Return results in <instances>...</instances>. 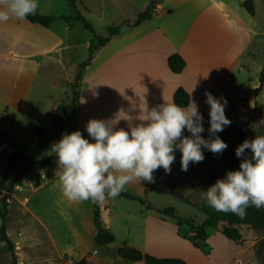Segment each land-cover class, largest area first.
Returning a JSON list of instances; mask_svg holds the SVG:
<instances>
[{
  "label": "crops",
  "instance_id": "crops-1",
  "mask_svg": "<svg viewBox=\"0 0 264 264\" xmlns=\"http://www.w3.org/2000/svg\"><path fill=\"white\" fill-rule=\"evenodd\" d=\"M226 10L245 24L243 41L233 39L225 45L218 36L208 39L205 32L209 20H224L228 16ZM127 21H122L120 34L97 50L85 67L78 111L62 136L80 130L89 138L85 127L91 119L104 120L110 126L115 124L114 130H129V123L133 126L142 123L148 109L174 103L173 95L179 87L189 93L190 102L194 101L203 114L208 106L206 92L218 98H224L225 91L238 92L236 83L244 69L241 61L250 57V47L254 50V41L264 33L262 28L254 27L255 22L248 15L244 16L225 0H158L151 19L134 27L124 25ZM7 24L19 30L18 37L15 34L7 37L8 56H0V126L8 130L5 123L9 118L11 126L19 119L27 121L24 114L29 104L38 103L36 99L41 97L48 98L50 85L47 83L46 89L36 88L37 78L48 63L64 68L59 55L66 44L51 25L44 28L14 16ZM91 44L92 41L88 50ZM259 48L256 46V50ZM173 53L180 54L187 63L180 74L172 73L168 67V57ZM38 57L41 59L37 60ZM80 64L68 82L75 78ZM20 86L24 89L19 90ZM51 86H55L53 81ZM51 97L49 106L42 108V119L49 111L54 113L47 114L42 125L39 120L31 121V128L47 131L51 126L54 134L50 136L56 137L60 129L51 123L63 97ZM235 97L236 94L231 103ZM13 102L16 104L10 112ZM208 118L206 111L204 124ZM36 169L25 174L28 181L12 195L7 216L0 220V227L3 223L6 226L20 264H76L83 259L89 264H144L120 258L117 250L123 243L158 258H179L186 264H233L248 251L245 242L236 245L218 230L209 231V227L205 228L208 247L202 250L181 235L183 224L178 225L177 220H143L137 215L143 214L141 208L135 206L132 208L136 215L127 213L128 218L116 219L112 212L118 210L119 196L103 202V222L115 240L99 247L94 241L93 202L69 201L62 194L57 171L50 173L49 167L41 168L42 177H34ZM133 184L137 188L147 185L145 181ZM131 217L135 220H129ZM0 264H13L12 253L1 240Z\"/></svg>",
  "mask_w": 264,
  "mask_h": 264
},
{
  "label": "rangeland",
  "instance_id": "rangeland-1",
  "mask_svg": "<svg viewBox=\"0 0 264 264\" xmlns=\"http://www.w3.org/2000/svg\"><path fill=\"white\" fill-rule=\"evenodd\" d=\"M243 1L245 0H225V2L230 4L234 9L238 8L239 12L244 16L248 15L250 19L255 22L254 27L262 28L263 32L264 0H253L255 9L257 8V15L255 14V17H251L242 7L241 3ZM77 2L79 3L80 12L92 23L95 33L103 35L106 27L111 25H122L121 23L124 19L133 22L140 11L149 5L150 0H77ZM6 7L7 5L4 0H0V8ZM37 11L42 15H50L56 18L51 24V29L65 41L66 49L61 53L63 55H59L63 59L64 68L60 65L57 66L49 63L42 68L37 78L36 88L39 87L41 90L43 86L44 89H46L48 83L50 85L48 98L41 97L36 99L38 103L29 104L30 108L28 107V111L24 114V117L28 119L27 121L19 119L15 122L16 124L14 126H11V118H9L5 123L8 130L4 129L10 133L19 150L33 160H43L51 155V145L59 140L58 135L56 137L50 136L54 134L51 126L47 131L45 129H32L31 121L33 123L39 120V125H42L47 114L50 112L54 113V110H51L45 114L42 119V111L49 106L50 99H52L51 96H60L65 99L66 96L69 95L70 89L68 87V81L74 77L78 65L87 60L90 53L87 48L88 43L92 41L93 44H91V46H95L96 40L94 33L83 28L81 23L73 21L72 24H68L66 21L60 19L61 16L72 14L68 0H39ZM227 13L228 16H226L224 20H209L207 32H205L207 33L208 39L218 36L225 45L233 39L237 40L239 38L243 41L246 34L244 30L246 27L245 24L242 21H237V18L229 13V11H227ZM10 20L11 18L8 21ZM8 21L0 22V56L2 58H5L10 53L9 50L5 48L9 43L7 38L8 35L15 34L16 37H18L16 32H19L13 25H6ZM254 43L255 49L253 50L250 47V57H245L240 64L244 69L240 73L236 83L235 89H237L238 92H224L227 106H230L229 110L225 111V115L232 123L216 135L227 144V148L222 153H213L204 149L203 161L199 163L190 162L187 171L181 170V153L177 150L176 159L171 165L170 173H166L164 169L162 170L159 168L153 173L154 182L145 181L147 183L145 188H137L133 184V182H135L134 180L127 184L124 190L141 196L152 208H154V210H148L146 205L138 201L121 198L119 199L117 212H112L116 219L121 217L128 218L126 217L127 213L136 215V212L132 208V206H135L138 209L141 208L140 210L143 212L142 215H139V213L137 214L140 219L176 220L175 218L162 216L158 212L159 210L173 207L176 209L179 217L192 219L198 227L203 224L205 215L193 204L201 202L204 199L202 191L214 184L218 178H223L226 171L239 168L241 160L235 155V149L239 144L245 139L255 138L256 135H264V82L263 85H261L259 81V74L264 65V33L257 37ZM68 45L70 47H68ZM256 46L260 48L256 50ZM54 56L57 57V55ZM36 59L40 60L41 58L38 57ZM51 81L54 82L55 86H51ZM20 89L23 90L24 87L20 86L19 90ZM1 93L3 94V90ZM235 94L236 97L231 103ZM15 99H18L17 96ZM15 104L16 103L13 102L10 112L11 110L13 111ZM4 107L7 111L8 109L6 106ZM205 109L209 112L210 106L208 105ZM206 111L203 112L204 117ZM208 121L209 118L204 124L205 132L201 135L205 139H214L215 137H210L207 131L209 127ZM40 133L45 136H41ZM2 168L1 165L0 174ZM36 170L37 171L33 172L32 175H34V177H42L41 168L37 167ZM56 171L57 160L49 166L48 172L55 173ZM16 174L17 173L12 174L10 179H13ZM24 177L18 181L11 194V198L12 195L18 191L19 187L28 181ZM185 199H188L193 204L187 203ZM129 220L135 219L131 217ZM182 226V236L189 238L195 234L192 228L190 231L187 223H183ZM211 230L213 229L210 228L209 231ZM242 234L244 238L243 244L245 242L248 251L240 257L238 262H234L233 264H264V235L256 234L246 226L242 227Z\"/></svg>",
  "mask_w": 264,
  "mask_h": 264
},
{
  "label": "clouds",
  "instance_id": "clouds-1",
  "mask_svg": "<svg viewBox=\"0 0 264 264\" xmlns=\"http://www.w3.org/2000/svg\"><path fill=\"white\" fill-rule=\"evenodd\" d=\"M4 2L7 7L0 8V22L12 16L24 20L39 7V0ZM205 96L210 106L207 131L214 139L201 135L205 132L204 116L194 101L186 107L172 103L148 109L142 123H129V130H114L115 124L91 119L85 131L92 142L80 130L65 133L50 148L57 157L56 175L63 196L73 202L100 204L119 196L134 180L154 182L153 173L159 168L170 173L177 150L183 171L190 162L203 161L204 149L222 153L227 144L216 134L232 123L225 115L227 100L211 92ZM185 130L190 135H184ZM235 155L241 160L239 168L226 171L202 196L216 211L242 218L249 207L264 208V135L245 139Z\"/></svg>",
  "mask_w": 264,
  "mask_h": 264
},
{
  "label": "trees",
  "instance_id": "trees-1",
  "mask_svg": "<svg viewBox=\"0 0 264 264\" xmlns=\"http://www.w3.org/2000/svg\"><path fill=\"white\" fill-rule=\"evenodd\" d=\"M72 14L68 16H61L60 19L66 21L68 24H72L73 21L81 23L83 28L94 33L96 45L91 46L89 56L86 61L82 62L80 69L77 72L75 78L69 82L68 87L70 89L69 95L66 96L56 107L55 115L52 119V126L58 127L60 132L58 139L62 137V132L68 127L72 120L75 118L78 111L80 100V86L83 77V71L85 67L90 63L94 53L101 47L105 46L114 36L120 34L122 25H111L106 27L103 35L95 33V29L92 23L80 12L79 3L77 0H68ZM158 0H150L149 5L140 12L137 18L133 21H127L125 24L128 27H134L140 25L144 21L151 19L157 8ZM242 7L246 12L255 16L256 9L253 0H245L242 2ZM55 17L50 15H42L38 11L35 15L28 16L25 20L31 24H37L44 28H48L54 21ZM187 63L183 57L178 53H173L168 57V67L174 74H180L186 68ZM260 84L264 82V65L262 71L259 74ZM174 104L186 107L190 103L189 93L182 87H179L173 95ZM184 135H189L185 130ZM57 157L54 153H51L49 157L43 160H33L24 152L16 147L14 140L10 133L0 126V166L2 165V172L0 174V219L3 221L8 213L9 204L6 203V198L11 196L18 181L25 176V174L34 167H40L46 169L49 167ZM17 173L13 179L10 176ZM119 197L138 201L139 203L146 205L149 210H154L144 198L135 195L133 193L123 191ZM185 201L189 204H193L188 199ZM200 212L205 215V220L202 226H196L195 222L189 218L179 217L177 211L173 207L159 210V214L165 217L175 218L178 225L187 223L194 231L195 234L190 238L194 246L205 250L208 246L206 244L207 234L206 227L214 228L220 232L228 241L235 243L236 245H242L244 238L242 234V227L246 226L256 234L264 235V208L249 207L244 217H239L231 212L224 213L218 212L210 207L206 200L203 199L199 203L193 204ZM103 203H93V220L96 227V235L94 241L97 246H106L111 244L115 240L114 234L105 226L103 222ZM0 240L7 244L8 249L13 255V264H20L15 252L14 245L8 238L6 232V226L3 223L0 227ZM117 254L125 261L131 262H143L144 264H186V262L179 258H158L149 253H144L136 248L123 243L117 250ZM76 264H89L87 259H83Z\"/></svg>",
  "mask_w": 264,
  "mask_h": 264
},
{
  "label": "built area",
  "instance_id": "built-area-1",
  "mask_svg": "<svg viewBox=\"0 0 264 264\" xmlns=\"http://www.w3.org/2000/svg\"><path fill=\"white\" fill-rule=\"evenodd\" d=\"M0 202H1V195H0ZM12 202V198L11 196L6 198V203L10 205V203Z\"/></svg>",
  "mask_w": 264,
  "mask_h": 264
}]
</instances>
